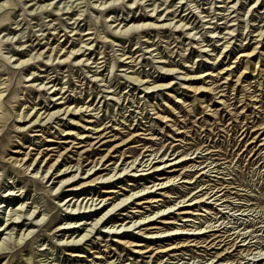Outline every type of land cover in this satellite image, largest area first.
<instances>
[{"label":"rangeland","instance_id":"obj_1","mask_svg":"<svg viewBox=\"0 0 264 264\" xmlns=\"http://www.w3.org/2000/svg\"><path fill=\"white\" fill-rule=\"evenodd\" d=\"M262 33L264 0H0V264H264Z\"/></svg>","mask_w":264,"mask_h":264},{"label":"bare ground","instance_id":"obj_2","mask_svg":"<svg viewBox=\"0 0 264 264\" xmlns=\"http://www.w3.org/2000/svg\"><path fill=\"white\" fill-rule=\"evenodd\" d=\"M152 18V17H151ZM151 21V20H150ZM148 26V28H150L151 27V25L150 24H148V23H143V24H141V25H138L137 26V28H140V27H142V28H146ZM145 30H147V29H145ZM260 37H261V39L264 37V33H262L261 35H260ZM89 41V40H88ZM85 45H88V44H85ZM90 45V44H89ZM230 45V44H229ZM92 47V46H91ZM229 47V46H228ZM257 49H259L258 47L257 48H255V50H253V52L250 54V55H254V53L257 51ZM88 50H90V49H87L86 51H88ZM81 51V49L80 50H78L77 51V53L78 52H80ZM76 52V51H75ZM73 55H74V53H73ZM249 55V56H250ZM40 56V55H39ZM82 57L84 56V54H82L81 55ZM251 56V57H252ZM248 57V56H247ZM69 58L70 57H67V58H65L64 59V61H68L69 60ZM76 58H78V55L76 54ZM250 58V57H249ZM248 59V58H247ZM89 60V59H88ZM88 60H86V61H88ZM250 60V59H249ZM83 60H80L79 62H82ZM245 62H247V61H245ZM254 66H255V64H253L252 62H248V63H246V67H245V70H244V73H242L241 75H240V77L238 78V84H240V83H243V79L244 78H246V75H248V72H249V74H252L253 72H255L254 70H253V68H254ZM165 67V66H164ZM258 67V66H257ZM163 70H164V68H163ZM231 70V69H230ZM167 71L168 72H170V73H175L176 72V69H174V68H170V69H167ZM230 72V71H229ZM235 72V71H234ZM240 72V71H239ZM169 73V74H170ZM227 73V72H226ZM229 74V73H228ZM174 75V74H173ZM172 75V76H173ZM231 75V74H230ZM170 76V75H169ZM208 76V77H207ZM211 76V74H208V75H206V77L207 78H209ZM228 76V75H227ZM255 75H252V77H254ZM174 77V76H173ZM233 77H235V76H233ZM189 78V79H188ZM224 78V77H223ZM130 80H132V81H134L135 83H138V84H140V85H142L143 87H145L144 89L145 90H151V89H162V88H170L172 85H173V82H171V83H168V84H158L159 83V81H164L165 80V78H161V79H159L158 81H154V82H152V84H149V80H147V81H145V80H142L140 77H130L129 78ZM212 79V78H211ZM229 79V78H228ZM185 80V79H184ZM34 81V80H33ZM166 81V80H165ZM186 81H188V82H198V81H201V82H203V81H206L205 79H203L201 76L199 77V79H194L193 77H189V76H186ZM29 82H32V81H29ZM133 84V83H132ZM146 85H148V86H146ZM192 85V84H191ZM189 86L188 88H194V90L196 91V92H199V91H201V88H203V87H192V86ZM139 86V85H138ZM197 88H199V89H197ZM246 88L247 87H243L242 89H243V92H245L246 93ZM248 89V88H247ZM212 91H215V90H212ZM248 92V91H247ZM212 93V92H211ZM245 95H247V94H245ZM54 97V96H53ZM252 97V96H251ZM215 98V97H214ZM245 98H246V96H245ZM60 99H62V98H60ZM247 99V98H246ZM250 100V99H249ZM245 101V100H244ZM252 102V101H251ZM254 102V101H253ZM222 103V102H221ZM255 103V102H254ZM63 104V103H62ZM64 105V104H63ZM224 105V104H223ZM1 106V105H0ZM3 106V105H2ZM249 106V105H248ZM1 108V107H0ZM89 108V107H88ZM87 108V109H88ZM52 109H57V110H54L53 112H51L52 111ZM50 108V107H48V108H46L45 110H46V112H44L43 113V115H41V114H36L34 117H32L31 118V114H27V115H22L21 117H20V119L21 120H24V119H29L30 118V121H26L27 123H33V124H36V123H38V122H42V121H44L45 120V122H48V121H50V120H52V119H54V117H58L59 115L61 116V115H67V114H70V116H82L84 113H82L81 115H78V113L79 112H81V109L82 108H80V109H76L75 111L73 110V111H71L70 109H68V111H66V110H63V108H61V107H59V105H55L53 108ZM86 109V110H87ZM64 111V113L62 114V112ZM48 112V114H47V116L46 117H44L43 118V116L46 114ZM83 112H88V111H83ZM20 116V115H19ZM213 116V115H212ZM20 120V121H21ZM87 130V129H86ZM256 139V138H255ZM48 142H51V141H48ZM39 155H41V153L39 154ZM27 157H29V155H27ZM157 157V156H156ZM61 158V157H60ZM162 158V157H161ZM161 158H159V159H161ZM40 159V158H39ZM157 158H155L152 162H150V163H148V162H146V163H144L143 162V164L142 163H140L139 164V167L141 166V168L143 167V165L145 164H147L146 166H145V168L147 167L148 168V170H149V172L151 171V170H153L154 172H161V169H162V166H156V164H162L163 163V161L161 162L160 161V163H154V161L156 160ZM158 159V160H159ZM165 159V158H164ZM152 160V159H151ZM176 160V159H175ZM38 161V158L37 159H35L34 161H33V164L32 165H34L36 162ZM60 161V160H59ZM58 162V161H57ZM136 162H137V160L136 161H133L131 164L129 163L128 164V167L127 168H123V173L125 174V173H127V171H128V169L129 168H134L135 167V165H136ZM155 162H157V161H155ZM42 164L44 163H46V162H41ZM43 164V165H44ZM47 165H46V167L50 164V162L48 163H46ZM179 164V163H178ZM42 165V166H43ZM97 165V164H96ZM56 166V163L55 164H53V165H51V166H49L48 167V169H47V176H48V174L49 173H51V170L54 168ZM66 166V165H65ZM131 166V167H130ZM168 166V165H167ZM167 166H165V168L167 167ZM173 166V165H172ZM45 167V166H44ZM80 168H81V166H80ZM80 168H78L76 171H75V175L73 174L74 172L73 171H70V168H65L64 170H59L58 172H57V174H56V180H59L60 181V187L56 190V192H59V190H61L62 189V187L63 186H66V185H68L69 184V187H73V189L74 190H76L77 188H78V186H75V185H77V184H80L82 181H87V180H92V178L94 179V177H96L97 175H99V172L100 171H94L95 173H93L92 171L93 170H89L88 171V173H85V174H87L89 177L86 179V177H85V179H77L78 178V176H79V172H80ZM95 168V167H94ZM144 168V169H145ZM96 169V168H95ZM113 169V168H112ZM115 169V168H114ZM108 170V169H107ZM70 171V172H69ZM116 170H114V176L113 175H111V178L109 179V180H113V178H115L117 175H118V172L116 173L115 172ZM145 171V170H144ZM91 172L93 173V174H91ZM54 174V173H53ZM154 174V173H153ZM150 175V174H149ZM47 176L45 177V179L47 178ZM100 176V175H99ZM141 176H148V175H141ZM134 177V176H133ZM140 177V176H139ZM202 178V177H201ZM78 181H77V180ZM100 180H104V178L102 177V176H100V177H97L96 179H94L93 180V182H91V183H96V182H98V181H100ZM106 181H108V179H106ZM176 181V180H175ZM175 181H173L172 179H169V181L167 182V183H175L176 184V182ZM102 182H100V184H101ZM167 183H165V184H161L162 186H164V185H166ZM184 183V182H183ZM88 184V183H87ZM106 184H110V183H106ZM186 184H193V183H186ZM83 185H85V184H83ZM83 185H81V186H83ZM105 185V184H104ZM161 185H155V186H161ZM167 186V185H166ZM172 186H174V185H172ZM153 187V186H152ZM156 188V187H155ZM164 188V187H163ZM166 188V187H165ZM168 188V187H167ZM170 188V187H169ZM103 189V188H102ZM145 189V188H144ZM152 189V188H151ZM225 189L226 188H224L223 190L221 189V192H217V193H215V195H213V197H215V196H217V195H219V193H222L223 191H225ZM150 190V189H149ZM159 190V189H158ZM160 190H162L161 188H160ZM73 192H75V191H73ZM108 192V191H107ZM146 192V191H145ZM148 192V191H147ZM155 192V191H154ZM117 193V192H116ZM115 192H110V194H116ZM119 194V193H118ZM148 194H150V193H148ZM153 194H155V193H153ZM137 196H138V194H136ZM212 195V194H211ZM134 196H135V194H134ZM134 196H130V197H127L126 198V200L122 203V202H120V205L118 204H114V205H112V204H110V205H112L113 207L111 208V210H109V212H108V214L109 213H111V212H114L116 209H117V207H119V206H122V205H125V204H127V202L128 203H130L129 201L134 197ZM136 196V198H138ZM224 196V195H223ZM213 197H211V198H213ZM117 199V198H116ZM72 201V200H71ZM71 201H69V203L71 202ZM98 201V200H97ZM188 201V200H187ZM106 202V201H105ZM181 202V201H180ZM206 202V201H205ZM183 203V202H182ZM131 205V204H130ZM127 206V205H126ZM188 206H190V205H188ZM187 206V207H188ZM192 206V205H191ZM106 208V207H105ZM110 209V208H109ZM177 210V209H176ZM120 211V210H119ZM122 211V210H121ZM126 212V211H125ZM170 214H174V212H172V213H170ZM183 214H189V213H183ZM148 220V219H147ZM144 222H146V221H144ZM144 222H143V224H144ZM186 222H189V221H186ZM135 223V222H134ZM137 223V222H136ZM142 223V222H141ZM140 224V223H139ZM163 224H168V223H163ZM152 225V224H151ZM142 226V225H141ZM144 226V225H143ZM8 228H10V226L8 227ZM214 228V227H213ZM153 229H155V228H151V229H149V230H153ZM6 230V229H5ZM202 231V230H201ZM209 232H213V231H209ZM208 232V233H209ZM117 234V233H116ZM119 234V233H118ZM205 234H207V233H205ZM84 238H86L85 236L81 239V240H83ZM197 238V237H196ZM198 239V238H197ZM225 242V241H224ZM212 245V244H211ZM243 246V245H242ZM5 253V252H4ZM74 257H79V256H74ZM80 258V257H79ZM28 261V264H30L31 262L29 261V260H27Z\"/></svg>","mask_w":264,"mask_h":264}]
</instances>
